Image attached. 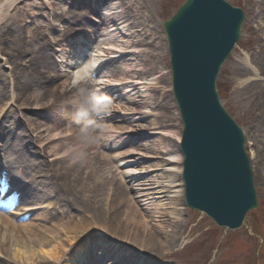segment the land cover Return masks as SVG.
I'll return each mask as SVG.
<instances>
[{
  "label": "bare ground",
  "instance_id": "1",
  "mask_svg": "<svg viewBox=\"0 0 264 264\" xmlns=\"http://www.w3.org/2000/svg\"><path fill=\"white\" fill-rule=\"evenodd\" d=\"M11 1L14 0H8V3ZM125 1L99 0L100 3L97 2V7H95V13H98L96 8L103 11L99 12L98 16L101 23L95 27V44L102 37L109 38L106 40L116 42L112 46V53H123V55L127 53L125 45L128 42L133 44L134 48H137L138 45L148 48L151 44L149 41H153V43L155 41L153 29L148 25L150 18L137 16L138 12L136 11L127 12L124 8ZM130 3L133 8H137L135 7L136 0H130ZM7 5L0 4V23L5 17ZM252 8L255 11L260 10L261 13L257 3L250 6V10ZM121 15L123 17H120ZM126 15H130L132 19H128ZM15 17L19 18L17 20L19 25L25 22L27 24L26 20L30 19L29 16L24 17L17 12H15ZM48 19L57 22L65 20L62 16L54 17L53 15H50ZM72 19L71 17L65 21L73 26ZM36 21L34 19V22ZM129 21H132V28L136 29L134 39L125 30L124 25ZM5 23L7 22L4 18L3 24L5 25ZM68 32H73L71 27ZM119 33L121 34L120 38H118ZM74 36L75 38L78 36L79 40L82 38L83 41L78 43L76 39H70V41L57 44V47H60L64 43L60 56L63 60L65 57L70 58L66 62L76 67L70 73L71 80H77V73L82 75L87 64L89 66L87 68L91 69L90 61L80 57L86 53L83 51L84 49L89 50L90 48L89 43L85 41V35L74 29ZM165 37H167L166 34ZM124 39L126 41L123 42ZM92 52L95 54V50ZM100 52L104 53L102 50ZM24 53L17 51L19 55ZM5 55L7 56V54ZM92 56L94 55H88V58L92 59ZM43 58L46 60L47 66H53L52 69H54L53 64L55 63L53 58L48 55L47 50H39L33 53L30 61L33 70L39 63L44 62ZM10 60L9 57L5 59L0 47V75L2 78L3 76L8 78L6 72L9 69L5 66L11 67ZM2 62H6L5 65H2ZM245 62H248L247 59ZM134 63L135 65L124 63L123 66H118L117 68L122 72L121 77L118 79L108 78L106 86L117 85L116 91L111 95L112 98L110 97L111 104L117 102L113 99L122 100L121 102H125L124 105L129 108L124 106L123 110L118 109L119 113L134 110L132 109L133 105L142 104V107L139 108L140 112L135 113L138 115L132 113V116H139L146 114L145 104H151L157 99V96L153 97L144 86V83L149 80L147 78L156 74V69L151 61L149 62L150 70L143 65L145 63L143 61L138 60ZM107 64L110 65V63ZM57 79H60L59 75ZM150 79L153 81L152 78ZM7 80L8 83L3 79L0 86L6 84L9 86L12 101L15 100V109L22 111L27 108H34V110L41 108L47 110V113L40 115L46 120L38 124L32 117L30 119L26 117L31 123V131L28 128H20L18 131L12 130L8 135L1 136L0 259L27 264H40L41 262L43 264H81L83 258L88 264H154V262L149 263V260L143 259V257L160 252L165 255L171 254L168 253L171 250L169 248L174 244L177 245L175 239L179 237L177 227L181 222L182 212L180 210H184L185 203L186 190L181 177L182 158L179 155V149L174 152L168 151L165 155L167 159H161L162 162H168L166 163L167 171L160 162L152 163V159H159L158 156H161L164 147L169 146L168 141L160 135L162 131H164L162 134L164 136L167 133L175 134L177 142L183 138L182 131L178 135L172 128L166 126L169 128L167 132L154 122L150 125L154 126L153 128L143 127L140 123L142 122L141 118H127L130 112L122 117L123 119L118 117L110 119L101 115L99 117L106 122L105 126L100 127L101 124L98 122L97 127L100 128L96 127L95 135L90 141L84 143V141L81 142L84 138L83 133L78 129L76 120H73L75 117L73 114L76 111L72 110L74 113H71L65 109L67 108L66 103L72 100L71 95H75L77 101L81 94L88 92L89 85L85 80L74 85L72 92H65L61 101H57V98L53 96L52 105L49 108L41 105L42 97L39 94L34 95L32 99L22 100L23 92L19 93L20 90H25L27 85L31 86L33 79L28 78V83L21 81L23 87L20 90L17 89V78L14 80L12 77ZM41 85L50 86L51 84L48 81L40 80L35 88H41ZM97 85V87L105 89L104 85V87L99 83ZM109 87L111 88V85ZM53 95L55 94L53 93ZM106 97L108 98V96ZM160 97L157 100H160ZM121 102L117 104V107H121ZM31 103H34L35 106L29 107L28 105ZM96 107L97 111H102L101 107L97 105ZM3 114H5V108L0 110V116ZM21 116L22 113H19V119ZM106 124H108L107 127ZM126 125L128 126L126 127ZM3 127L5 125L1 123L0 131H3ZM105 131L111 135L105 136ZM22 132L29 136L23 135ZM95 139H97L96 143ZM146 141L153 143L151 149L145 143ZM80 143L85 145H83L84 149ZM35 144L40 150V147H43L42 153L33 149ZM97 148L100 152L94 154L90 152ZM144 150L147 152L145 153ZM24 152L35 159L33 166H30V163L21 157ZM41 154L48 156L52 154L51 157L55 158V164L52 166L48 164L49 168H47L46 162L43 161L44 156ZM228 156L225 153L218 155L222 161H230L232 158H228ZM29 161L31 162V160ZM234 161L240 163L237 159ZM150 164H153L152 167L149 166ZM234 167L233 161L228 162L226 166L222 165L220 169L222 176L218 178L217 182L222 183L231 179L234 183H239L240 174L232 177L227 175V170ZM158 168L164 170L158 171ZM104 172H107L108 177H104ZM134 172L136 173L134 174ZM38 176H40V183L37 182ZM33 182H36V185ZM115 182V192L111 195L107 193L106 196V186L108 192ZM37 183L42 186L39 187ZM10 187H14L12 193H10ZM8 191L10 194L7 193ZM17 193L19 194L16 195ZM44 204L49 206L44 208ZM120 205H125L127 210L120 212L122 219L116 223L112 216ZM51 206L53 207L50 212L55 211L53 213L48 211ZM9 207L16 209V213L9 215L1 213ZM35 207L41 210L35 213L38 210ZM60 210L61 212L58 213ZM108 212H111V220L107 218ZM75 213H78V216ZM86 214L90 221L82 217ZM93 229L96 233H100L102 236L109 235L115 240L114 242L123 244L126 251L121 250L122 246L107 241L108 238H104L100 247L95 246V240L91 238H87L86 244H79L82 239L89 236V233L93 234ZM179 239L178 241L181 243L182 239ZM91 245H94L93 248L88 249ZM93 252L95 253L93 254Z\"/></svg>",
  "mask_w": 264,
  "mask_h": 264
},
{
  "label": "rangeland",
  "instance_id": "2",
  "mask_svg": "<svg viewBox=\"0 0 264 264\" xmlns=\"http://www.w3.org/2000/svg\"><path fill=\"white\" fill-rule=\"evenodd\" d=\"M185 1L186 0H136L135 7L137 8H133L130 0H126L124 8L127 12L136 11L138 12L137 16L150 18L148 25L153 29V39H155V41L154 43L153 41H149L151 44L148 48L141 47L142 45L138 44V47L134 48V45L128 42V44L125 45L127 47V53L123 55V53H112L110 49H112V46L116 42L106 40L109 38L102 37L98 43L95 44V27L101 23L98 20L99 12H103L100 8H96L98 13H95V7H97L96 3L99 2V0H14L11 1V3H8V0H0V4H8L5 8L4 17L7 23H5V25L3 24L4 18L2 19V23H0V47L5 59H8V57L11 59V67L8 65L5 66L9 69L6 72L8 78L5 76L2 78L0 75V84L3 79L8 83L7 79L13 77L15 80V78H17L18 88L15 87L20 90V88L23 87L21 81L28 83V78L33 79L31 86L27 85L25 90H20L19 93L23 92L22 100L28 98L32 99L34 95L39 94L42 97L41 105H45L49 108L52 105L53 96L57 98V101H61L65 92H72V87L76 85L77 82L85 80L89 85L88 92L81 94L77 101L76 96L71 95L72 100L66 103L67 108L65 109L71 113H74L72 110L76 111L73 114V116H75L73 120H76L75 122L78 124V129L83 133L84 138L81 142L84 141V143L90 141L95 135L94 132H97L96 127L98 122L101 124L100 127L105 126L106 122H104L102 118L100 119L99 116H106L110 119L118 117L121 119L126 114L128 115L129 112L127 118H141L142 122L140 123L143 127L153 128L154 126L150 125L154 122L167 132L169 128L166 126H169L179 135L182 130V125L176 103L172 96L170 56L162 25L165 21L173 17ZM226 1L235 7L241 8L246 18L241 27L239 42H236V46L220 68V73L217 78V91L223 107L246 134L247 151L252 158V168L255 176L258 207L248 214L245 225L236 231L221 229L205 215L198 212H192L190 209L186 211L180 210V212H182L180 217L181 222L179 223V227H177L179 237L175 239L177 245L174 244L170 246L169 249L171 250L168 253L171 254L165 255L160 252L159 254L147 256L146 258H149L154 264H264V0ZM255 3L260 7L261 13L260 10L255 11L253 8L250 10V6ZM15 12L24 17L29 16L30 19L26 20L28 23H22L20 26L17 23L19 18L16 19ZM50 15L54 17L62 16L65 20H69V18L72 17L74 25L70 26L65 20V22H57L53 19H48ZM120 17L123 16L121 15ZM127 17L128 19H132L130 15ZM34 19L37 21L34 22ZM124 26L131 38L134 39L136 36L134 34L136 29L132 28V21L127 22ZM70 27L73 32H68ZM74 29L79 31L80 34L82 33L85 35V41H87L90 46L89 50H83L86 53L80 57L90 61L91 73L85 70L82 75L77 76V80L70 79V73H72L74 68L76 69L75 66L66 62V60H70V58L65 57L64 61L60 56L61 50L64 48V43L60 45V47H57V44L59 45L60 42L70 41V39H76L78 43L83 41L82 38L79 40L78 36L75 38ZM120 37L121 34L119 33L118 38ZM124 41H126V39H124L123 42ZM39 50H47L48 55L53 58L55 63L53 64L54 69H52L53 66H47L48 64H46V60L43 58L44 62L39 63L33 70L30 66V61L33 53ZM92 50H95V54ZM100 50L104 53H101ZM17 51L25 53L19 55ZM4 53L7 54V56ZM88 55H94L95 57L92 56L91 59L88 58ZM246 59L248 62H245ZM138 60L143 61V63L145 62L143 65L149 70L151 69L149 62L151 61L154 65L156 74L150 77L153 81L148 77L147 79L149 80L143 82H145L144 86L148 93H151L153 97L157 96V99L161 97L160 100L155 99L151 104H145L146 114L132 116V113L135 114L140 112L139 108L142 107V104L133 105L134 107L132 109L134 110L127 112L121 111L122 113H119L118 109L123 110L124 106L127 109L129 108L124 105L126 104L125 102H121L122 100L113 99L117 101L116 104L110 103L112 102L111 95L116 91L117 85L110 84V88V85L106 86L108 84L106 80L108 78H120L122 72L117 67L120 65L123 66L124 63L135 65L134 62ZM5 63L6 62H2V65H5ZM106 63H110V65H106ZM12 70H14V72H12ZM143 71L147 73L146 70L143 69ZM58 75L60 79H57ZM24 76H26V78H24ZM40 80L48 81L51 85H41V88L36 89L35 87H37ZM97 83L101 84V86L104 85L105 89L97 87ZM9 89L7 84L2 87L0 86V110L5 108V114L0 116V125L1 123L5 125V127L2 128L3 131H0V140L2 135H8L12 130L18 131L20 128H28L31 131V123L28 122L29 120L26 117L29 119L32 117L36 124L41 121L45 122L46 120V118L41 117L47 113L45 109L38 108L34 110V108H27L22 111L20 109H15V100L12 101ZM53 93L55 95H53ZM106 96H108V98ZM120 102L121 107H117V104ZM96 105L102 108L101 112L96 110ZM28 106L34 107L35 105L31 103ZM107 108L110 109L108 110ZM19 113H22V120L19 119ZM8 115L12 117H6ZM108 124H106V127ZM127 126L128 125H126V127ZM163 132L164 131L160 133L161 136ZM22 134L28 135L25 132H22ZM104 135L109 137L111 134L105 131ZM167 135L169 136L167 137ZM175 136L176 135L173 133H167L166 136H162V138L168 141L169 146L167 148L164 147L163 153L161 156H158L159 159H152V163L157 164L160 162L162 166L164 165L165 171L168 170V166H166L168 162H162L161 159H167L165 155L168 151L174 152L178 150V143ZM145 143H147V141ZM147 144L151 149L153 143L149 142ZM80 145L83 146L84 144L80 143ZM38 147L40 146L38 145ZM40 148L41 150L37 148L36 144L33 146L34 150L38 153H42L43 147ZM165 149H167V151H165ZM90 152L94 154L100 151L97 148V150L93 149ZM144 152L146 153L147 151L144 150ZM41 155L44 156L43 161L46 162V166L48 164L49 166L55 164V158L51 157L52 154L49 155L50 157L45 154ZM21 157L28 161L30 166H33L35 159L28 153H22ZM29 160H31V162ZM152 165L153 164H150L149 166L152 167ZM47 168L49 167L47 166ZM162 169L163 168H158V171H162ZM135 173L136 172H134V174ZM104 174V177H108V175H106L107 172H104ZM33 175H35L34 172ZM38 177L39 179L37 182L40 183V176ZM33 183L36 185V182ZM38 183V186H42ZM109 184L111 183L109 182L108 185ZM115 184L116 182L111 185L108 192L106 186L105 195L107 193L111 195L115 192ZM48 204L50 205V203ZM48 204H44V208L49 206ZM123 210H127V208H125V205H120L119 208L116 209V213L113 212L112 219L115 220L116 223L122 219V214L120 212ZM53 212L55 211H49V213ZM60 212L61 210L58 213ZM75 214L78 216V213ZM110 215L111 212L109 218L107 217L109 220H111ZM82 217L90 221L88 214ZM96 234L95 229H93V234L89 233V236L82 239L79 244H86L87 238L94 239L95 242L96 239H98L99 244H101L105 237L108 238L106 235L103 237L100 234ZM179 238L182 239L181 243L178 241L180 240ZM111 239L112 238L109 237L107 241H111ZM112 241L114 240L112 239ZM176 249L177 251L174 252ZM0 264L27 263L4 261L0 259ZM40 264H43V262Z\"/></svg>",
  "mask_w": 264,
  "mask_h": 264
},
{
  "label": "water",
  "instance_id": "3",
  "mask_svg": "<svg viewBox=\"0 0 264 264\" xmlns=\"http://www.w3.org/2000/svg\"><path fill=\"white\" fill-rule=\"evenodd\" d=\"M243 20L240 10L222 0H188L165 24L174 94L184 123L181 149L187 204L232 230L243 225L257 203L244 137L220 104L216 79L239 39ZM224 153L232 159L222 161L218 155ZM231 161L235 167L227 175L240 174V182H217L222 165Z\"/></svg>",
  "mask_w": 264,
  "mask_h": 264
},
{
  "label": "snow or ice",
  "instance_id": "4",
  "mask_svg": "<svg viewBox=\"0 0 264 264\" xmlns=\"http://www.w3.org/2000/svg\"><path fill=\"white\" fill-rule=\"evenodd\" d=\"M77 76H79V73H77Z\"/></svg>",
  "mask_w": 264,
  "mask_h": 264
}]
</instances>
